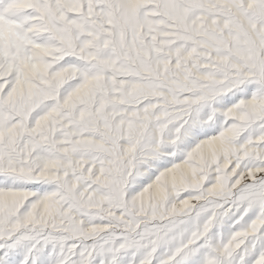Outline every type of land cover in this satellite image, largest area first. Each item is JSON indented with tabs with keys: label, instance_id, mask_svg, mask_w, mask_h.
Listing matches in <instances>:
<instances>
[{
	"label": "snow or ice",
	"instance_id": "1",
	"mask_svg": "<svg viewBox=\"0 0 264 264\" xmlns=\"http://www.w3.org/2000/svg\"><path fill=\"white\" fill-rule=\"evenodd\" d=\"M0 264H264V0H0Z\"/></svg>",
	"mask_w": 264,
	"mask_h": 264
}]
</instances>
